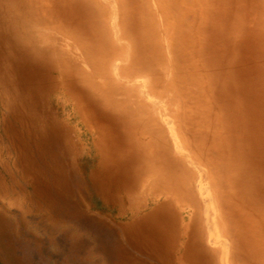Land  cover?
I'll return each instance as SVG.
<instances>
[{
	"label": "rangeland",
	"instance_id": "rangeland-1",
	"mask_svg": "<svg viewBox=\"0 0 264 264\" xmlns=\"http://www.w3.org/2000/svg\"><path fill=\"white\" fill-rule=\"evenodd\" d=\"M214 4H226L229 9L195 22L194 29L199 28L197 33L203 38L196 49L203 63L212 61H207L206 67L209 88L213 103L219 100L223 105L218 119L223 120L229 166L236 169L234 187L226 186L225 180L221 187L227 193L235 191L231 193L235 208L251 212L254 206H264V92L254 115L249 114L252 111L231 114L228 107L234 96L244 105L251 104L246 91L251 89L252 75H259V86L264 89V0H214ZM78 5L64 0H0V264H179L177 259L186 245L193 259H201L198 264H205V258L219 264L217 250L208 242L216 211L209 204L213 188L206 185L198 165L175 164V151L169 156L167 151L144 154L137 148L134 157L142 165L138 172L144 174L136 192L148 198L141 210L133 209L124 190L116 186V177L127 178L129 168L116 165L111 172L108 168L97 170L94 135L81 123L73 106L58 96L59 86H54L61 80L51 67L50 55L44 52L52 45L70 43L68 36L84 41L91 38L89 22L79 14ZM103 10L109 14L110 6ZM18 15L21 19L17 22ZM235 25L238 41L230 45H236L234 52L240 56L235 73L241 76L237 77L230 76L228 64L225 67L215 60L222 59L230 46L219 33L229 34L227 29ZM75 63L91 71L80 61ZM75 81L70 74L66 83L62 80L87 111L92 109L98 119L110 125L112 141L120 136L126 143L132 126L122 124L117 110L101 107L99 96ZM159 101L151 108L154 116L168 118L175 130L174 115ZM242 103L238 104L241 109ZM218 127L222 132V125ZM195 129L190 126L191 135ZM215 150L219 147L206 151L214 154ZM70 151H75L74 157ZM159 170L166 180L155 178L152 172ZM110 174L112 181L108 182ZM102 186L107 187L105 191ZM147 218L152 219L147 223ZM227 218L229 230L236 231L234 213ZM134 223L147 228L134 235ZM234 243L235 256L251 263L244 248L238 247L241 244L236 239Z\"/></svg>",
	"mask_w": 264,
	"mask_h": 264
},
{
	"label": "bare ground",
	"instance_id": "bare-ground-1",
	"mask_svg": "<svg viewBox=\"0 0 264 264\" xmlns=\"http://www.w3.org/2000/svg\"><path fill=\"white\" fill-rule=\"evenodd\" d=\"M64 1H77L80 4L78 5L81 9L79 14L89 22L87 24L91 38L87 37L84 41L78 38L74 40L68 36L66 39L70 43L62 46L55 44L51 48L42 44L48 48L44 52L46 56L50 55L53 61L51 67L57 71L61 82L62 80L65 82L69 74L74 76L76 83L83 84L88 91L99 96L97 103L101 107L108 106L117 110L118 113L115 114L120 117L118 120L133 128L130 134L126 131L129 135L127 144L120 136H118L119 140L112 141L110 125L98 119L92 109L87 111L78 96L67 91L66 82H60L54 86L55 89L59 86L58 96L73 106L81 123L94 135L93 144L99 157L97 170L105 171L108 168L111 172L110 168L116 165L129 168L127 178L115 176L116 180H119L116 186L119 190H124L123 195L129 198L133 209L141 210L148 198L145 199V196L136 192L141 185L144 173L138 172L142 170V165L134 157L137 156L135 150L138 148L139 152L144 151V154H147V151L151 153L167 151L169 156H172L171 151H175V164L183 165V167L186 164L195 167L198 165L203 172L206 185L213 188L209 194V204H213L212 208L216 211L212 218L213 225H210L213 230L209 234L208 242L216 248L217 252L214 253L217 255L219 264H264V206L262 204L254 206L251 212L245 209L240 211V208H235L231 201V193L234 195L235 191L227 193V190L221 187L223 180L226 186L231 184L228 187H234L232 182L236 169L229 166L228 160L231 158L226 151V138L223 137V120L218 119V114H221L219 110L223 105L219 100L213 103L212 88H209L211 79L206 70L209 61L206 60L203 63L196 49V45H202L203 38L197 33L201 30L194 29L195 22L207 16L210 17L216 12L229 9L227 5L215 6L214 0ZM105 6H110V15L103 10ZM22 17H26V14H22ZM20 19L18 15L16 21ZM107 20H110L109 24ZM81 25L87 27L84 24ZM227 30L231 33L220 32V38L229 41V45L238 41L236 40L238 35L236 25ZM89 40L92 42L91 45L88 44ZM235 49L236 45H230L227 54L225 52L222 59L216 58L215 60L224 64L225 67L228 64L230 76L237 77L236 62L240 56L238 51L234 52ZM74 52L80 56L74 55ZM75 60L80 61L82 65H87L91 71L84 70L82 65L80 67L75 63ZM258 76L257 74V78H254L252 75L251 79L248 78L251 82V89L243 90L252 97L251 104L244 105L239 98L234 96V102H231L228 107L231 114H244L247 113L246 111H252L249 114L254 115L258 112L257 106L259 102H262L264 92V89L259 86ZM263 77L261 82L264 85ZM142 95L147 98L144 99ZM157 99L169 107V115H174L172 119L175 121V130L174 125L170 126L167 122L168 118L154 116L151 108L154 107L153 103ZM240 103L244 111L239 106ZM158 120L160 123H157ZM191 125L197 127L193 130V135L190 131ZM219 125H222V132ZM121 128L124 130V127ZM125 130L128 128L125 127ZM216 146L219 150L213 151L214 154L206 151ZM70 153L72 157L75 156V151H70ZM120 154L124 155L119 158ZM131 161L137 163L132 165ZM160 167L165 168L163 164H160ZM159 171L158 173L152 172L155 178L165 179L164 173ZM92 177L95 178L96 173H93ZM107 179L108 182L112 181L111 174ZM106 188L102 186L103 191ZM236 204L240 206L239 198ZM233 213L237 219L235 221L236 231L229 230L230 223L227 217L231 218ZM151 219L147 218V223ZM145 228L147 226L140 228L134 223V235H139L138 233ZM235 239L241 244H238V247L244 248L252 259L251 263L244 262V259L235 256ZM172 240V248L175 249L174 236ZM199 246V244L196 246L197 250ZM214 247L212 248L215 249ZM184 250L182 256L177 259L179 264L200 262L201 259L196 261L191 257L193 253H188L189 246L186 245ZM240 255H243V252ZM206 259L205 264H211L210 258Z\"/></svg>",
	"mask_w": 264,
	"mask_h": 264
}]
</instances>
